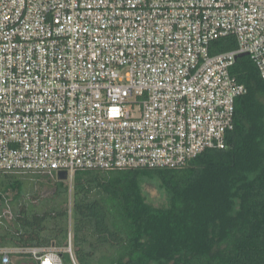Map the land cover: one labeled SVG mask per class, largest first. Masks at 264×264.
<instances>
[{"label":"built area","instance_id":"built-area-1","mask_svg":"<svg viewBox=\"0 0 264 264\" xmlns=\"http://www.w3.org/2000/svg\"><path fill=\"white\" fill-rule=\"evenodd\" d=\"M241 54L264 81V0H0V173L180 169L225 149Z\"/></svg>","mask_w":264,"mask_h":264},{"label":"trees","instance_id":"trees-1","mask_svg":"<svg viewBox=\"0 0 264 264\" xmlns=\"http://www.w3.org/2000/svg\"><path fill=\"white\" fill-rule=\"evenodd\" d=\"M235 48L228 36L210 53ZM230 72L246 93L227 146L183 168L77 170L70 185L0 173V249L54 247L61 264H264V81L248 56ZM39 180L52 181L50 195L36 192ZM146 184L165 206L147 202Z\"/></svg>","mask_w":264,"mask_h":264},{"label":"rangeland","instance_id":"rangeland-1","mask_svg":"<svg viewBox=\"0 0 264 264\" xmlns=\"http://www.w3.org/2000/svg\"><path fill=\"white\" fill-rule=\"evenodd\" d=\"M67 184H71V179L65 181ZM52 181L39 180L35 184V190L41 197H45L52 192ZM146 194L147 202L154 207L160 208L166 205L167 196L164 191L160 190L155 184H146L143 187ZM11 264H38L35 260L30 258H24L20 256L13 257L11 259Z\"/></svg>","mask_w":264,"mask_h":264},{"label":"water","instance_id":"water-1","mask_svg":"<svg viewBox=\"0 0 264 264\" xmlns=\"http://www.w3.org/2000/svg\"><path fill=\"white\" fill-rule=\"evenodd\" d=\"M243 56H247V55L246 54H241L237 58H240V57H243ZM56 178H57L58 181H66L68 179L67 173L65 171H59L56 174Z\"/></svg>","mask_w":264,"mask_h":264}]
</instances>
